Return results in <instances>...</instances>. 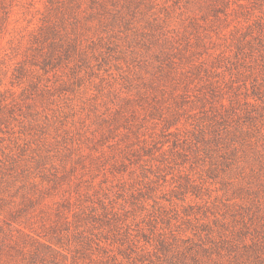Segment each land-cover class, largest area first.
I'll list each match as a JSON object with an SVG mask.
<instances>
[{"label":"rangeland","instance_id":"1","mask_svg":"<svg viewBox=\"0 0 264 264\" xmlns=\"http://www.w3.org/2000/svg\"><path fill=\"white\" fill-rule=\"evenodd\" d=\"M91 207L95 257L264 264V0H0V264Z\"/></svg>","mask_w":264,"mask_h":264},{"label":"trees","instance_id":"2","mask_svg":"<svg viewBox=\"0 0 264 264\" xmlns=\"http://www.w3.org/2000/svg\"><path fill=\"white\" fill-rule=\"evenodd\" d=\"M51 63L50 59L44 60L42 68H45ZM56 210L57 224L60 223L61 226H64L70 222L69 214L65 213L59 207ZM73 211L74 220L72 224L74 227L75 248L72 250L74 252L72 264H123V261L118 260L117 254H109L107 257L98 255L99 258H97L98 256H94V250L106 253L107 247L104 243L110 240L111 234L116 237L119 235V239H125L123 242H126L129 240V231L121 233L120 230H122V227L116 223L115 217H108L111 212L106 210L97 213L96 207H91L88 212L86 210H82L80 213L78 210ZM58 229L60 230H54V236H47L48 234L44 236L39 235L42 240L31 237V247L27 248L26 251L24 249L21 251L23 259L28 258L30 264H37L38 261H46L47 258H51V262L54 264H68L67 258L64 256L60 258L59 251H56V247L63 246L65 236L63 231L64 229H68V227H58ZM168 242L165 238L159 240L157 248L159 250L169 251L170 246ZM119 253L121 254L122 252ZM142 260L140 259V261Z\"/></svg>","mask_w":264,"mask_h":264}]
</instances>
